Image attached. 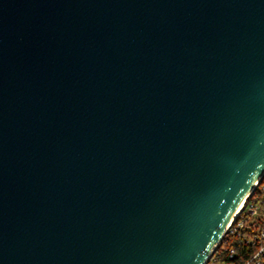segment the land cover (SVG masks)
Masks as SVG:
<instances>
[{
	"label": "water",
	"instance_id": "water-1",
	"mask_svg": "<svg viewBox=\"0 0 264 264\" xmlns=\"http://www.w3.org/2000/svg\"><path fill=\"white\" fill-rule=\"evenodd\" d=\"M264 176V0H0V264H205Z\"/></svg>",
	"mask_w": 264,
	"mask_h": 264
},
{
	"label": "built area",
	"instance_id": "built-area-1",
	"mask_svg": "<svg viewBox=\"0 0 264 264\" xmlns=\"http://www.w3.org/2000/svg\"><path fill=\"white\" fill-rule=\"evenodd\" d=\"M260 182L247 195L226 229L225 235L231 238V246L224 244L218 248L217 245L205 264H240L227 262L226 258L229 255L231 260L236 244L254 249L251 256L241 264H264V183L259 187Z\"/></svg>",
	"mask_w": 264,
	"mask_h": 264
},
{
	"label": "trees",
	"instance_id": "trees-1",
	"mask_svg": "<svg viewBox=\"0 0 264 264\" xmlns=\"http://www.w3.org/2000/svg\"><path fill=\"white\" fill-rule=\"evenodd\" d=\"M264 183V177L263 180L260 182L259 187ZM231 238L227 235L223 236L222 240L219 242L218 244V248H221V246H223L224 244L229 247L231 246ZM235 250H234V254L232 255L231 260H229V255H227V262H239L240 264L242 262H244L245 260H247L251 254L254 252V249L250 248V247H245L243 245H239L236 244L235 245Z\"/></svg>",
	"mask_w": 264,
	"mask_h": 264
}]
</instances>
